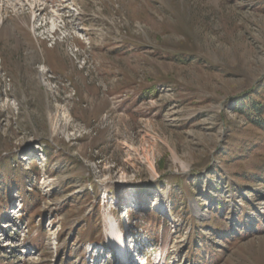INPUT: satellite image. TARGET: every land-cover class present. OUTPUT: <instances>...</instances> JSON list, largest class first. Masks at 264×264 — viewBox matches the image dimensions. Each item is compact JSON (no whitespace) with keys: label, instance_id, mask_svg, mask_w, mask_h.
<instances>
[{"label":"rangeland","instance_id":"1","mask_svg":"<svg viewBox=\"0 0 264 264\" xmlns=\"http://www.w3.org/2000/svg\"><path fill=\"white\" fill-rule=\"evenodd\" d=\"M257 117L264 0H0V264H264Z\"/></svg>","mask_w":264,"mask_h":264},{"label":"trees","instance_id":"2","mask_svg":"<svg viewBox=\"0 0 264 264\" xmlns=\"http://www.w3.org/2000/svg\"><path fill=\"white\" fill-rule=\"evenodd\" d=\"M249 109L253 112V114H255V113H258V116H260V113H261V111H262V109L260 108V106H258L256 103H251L250 104V106H249ZM250 113V112H249ZM264 117H257L256 119H253V121L252 122H259V124H261L260 126H261V128L262 129H264V119H263ZM23 206V208L25 209V210H27V208H28V206H27V204H24V205H22ZM23 210V209H22ZM91 241V240H90ZM2 256L0 255V258H1Z\"/></svg>","mask_w":264,"mask_h":264},{"label":"bare ground","instance_id":"3","mask_svg":"<svg viewBox=\"0 0 264 264\" xmlns=\"http://www.w3.org/2000/svg\"><path fill=\"white\" fill-rule=\"evenodd\" d=\"M110 235L112 236V238L114 239L113 244L114 246L118 249L121 250L122 252H124V246L121 244L120 240H117V235H116V231L112 229V231L110 232ZM125 255V254H123ZM125 257V256H124ZM127 261V260H126ZM126 264H130L129 260L126 262Z\"/></svg>","mask_w":264,"mask_h":264}]
</instances>
